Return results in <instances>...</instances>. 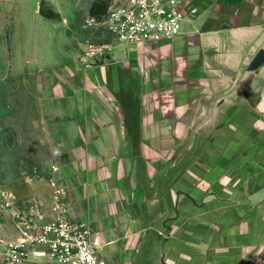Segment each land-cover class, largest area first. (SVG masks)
I'll list each match as a JSON object with an SVG mask.
<instances>
[{"label": "crops", "instance_id": "1", "mask_svg": "<svg viewBox=\"0 0 264 264\" xmlns=\"http://www.w3.org/2000/svg\"><path fill=\"white\" fill-rule=\"evenodd\" d=\"M186 4L179 35L94 58L48 34L57 57L30 62L23 98L51 147L42 170L59 167L71 216L99 232L111 264H264V188L214 159L200 173L193 146L200 126L208 134L230 117L234 95L253 97L264 118V0ZM35 181L48 199L47 181Z\"/></svg>", "mask_w": 264, "mask_h": 264}, {"label": "rangeland", "instance_id": "2", "mask_svg": "<svg viewBox=\"0 0 264 264\" xmlns=\"http://www.w3.org/2000/svg\"><path fill=\"white\" fill-rule=\"evenodd\" d=\"M91 2L0 0V187L12 189L19 197L36 195L40 187L35 180L40 178L34 175V166L42 170L46 162L40 161V155L51 153L40 129H31L37 122H32L31 110L26 107L28 102L23 100L27 97L26 90L32 89V84L29 87L25 83V72L29 78L32 72H37L30 62L37 65L35 62L39 59L42 66L55 60L53 39L48 37L52 30L66 33L70 48L79 55L90 44L118 43L111 32L89 15ZM30 31L38 32L37 39L43 40L40 41L42 51L32 45ZM233 99L230 117L208 134L207 128L200 126L202 132L193 137L200 173H205L206 163L214 159L216 168L217 162L221 167L222 163H228L230 174L246 177L248 188H264V118L256 115L253 97L248 96L242 103L237 101L238 96L234 95ZM216 122L218 125V119ZM191 154L190 148L187 149L184 158L189 159ZM236 184L237 179L232 176V188ZM2 220L10 224L8 218ZM7 237L10 234L0 223V255L2 239ZM0 264H5L1 256Z\"/></svg>", "mask_w": 264, "mask_h": 264}, {"label": "built area", "instance_id": "3", "mask_svg": "<svg viewBox=\"0 0 264 264\" xmlns=\"http://www.w3.org/2000/svg\"><path fill=\"white\" fill-rule=\"evenodd\" d=\"M186 0H109L105 15L95 22L105 27L118 43L134 45L171 38L181 33L188 11ZM190 9V12H194ZM115 44H90L89 58L104 54ZM59 167L34 166V175L47 181L48 199L38 195L19 197L0 187V219L8 218L16 231L2 239L5 264H111L99 232L71 216L68 185L58 176ZM1 222V221H0Z\"/></svg>", "mask_w": 264, "mask_h": 264}, {"label": "trees", "instance_id": "4", "mask_svg": "<svg viewBox=\"0 0 264 264\" xmlns=\"http://www.w3.org/2000/svg\"><path fill=\"white\" fill-rule=\"evenodd\" d=\"M109 0H92L88 13L96 20H100L107 12Z\"/></svg>", "mask_w": 264, "mask_h": 264}, {"label": "water", "instance_id": "5", "mask_svg": "<svg viewBox=\"0 0 264 264\" xmlns=\"http://www.w3.org/2000/svg\"><path fill=\"white\" fill-rule=\"evenodd\" d=\"M263 62H264V53H263V55L261 56V58H260V60H259V62H258L257 65H261Z\"/></svg>", "mask_w": 264, "mask_h": 264}]
</instances>
